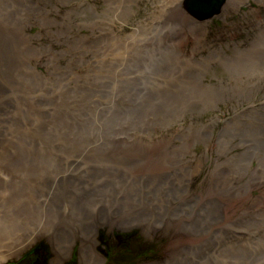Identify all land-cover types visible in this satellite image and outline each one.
<instances>
[{"label": "rangeland", "instance_id": "374dc122", "mask_svg": "<svg viewBox=\"0 0 264 264\" xmlns=\"http://www.w3.org/2000/svg\"><path fill=\"white\" fill-rule=\"evenodd\" d=\"M114 1L117 0H23V4H26L24 11L21 7L19 10L22 13L18 9L14 11V19L20 22L23 30L19 29L17 32L20 37L17 42V53L9 63L3 64L0 70H5V74L15 80L20 91L35 90L33 96L36 99L14 101L15 104L7 113H4V109L0 107V149L14 160L13 177L9 175L8 182L4 183L10 185L0 190V207L3 206L0 210L4 211L0 219L4 223L11 224L13 222L11 213L14 211L11 208L18 206L16 204L18 201L22 203L19 197L10 201L7 198L21 188L26 189L29 186L26 182L28 178L20 176L23 171L20 168L25 169L26 164H31L35 168L40 166L39 161H50L54 166L59 165L61 167L59 172L65 174L64 178L68 179L67 182L72 181L74 186L80 188L75 191L72 186L66 184L67 182L62 185L69 187V196L76 202L70 197L67 200L75 203L77 208L81 206L79 203L83 197L78 200L76 198L87 192H92L89 195L96 196L97 188L86 192L83 188V175L74 178L78 174L75 170H71L76 168L72 165L77 166L72 162L73 159L82 166L83 158L91 159L93 151L101 146H108L102 154L113 160L112 153L122 150L144 153L149 145L145 157L147 159L153 155L150 146L162 148L166 145H186L189 151L185 158L196 172L187 179L188 184L181 195L170 193L176 196L183 195V201L173 200L177 207L171 212L162 210L163 206H171V202H162L154 207L146 204V210H150L152 214L158 212L155 221H152L147 213L148 217L133 219V224L119 225V216L115 217L114 220L117 221L109 226V231L115 230L117 238L113 235L111 239L116 243L111 245L110 250L108 244H105L109 255L101 252L97 247L103 255V260L94 264H177V261H174L176 256L172 257V248L182 247L187 243H195L197 246V212L203 209L198 208L200 206L197 202L209 195L215 196L208 200L209 203L215 204L218 199L221 200L222 220L211 224L221 225L222 232L221 236H217L218 240L210 244L202 243L205 249L210 251L214 245L224 247L227 241L229 248L239 245L240 252L255 261L259 253L264 254V221L256 214L260 212L256 208L257 204L264 212V182L257 185L246 183V180L250 183V180L255 181V178H258L256 171L250 167L249 173L243 176H233V172L227 168L223 174L219 172L222 182L216 181L218 189L214 190L211 169L214 170L215 164L226 166L242 157L241 154L230 157L231 151L239 152V148L228 146L225 153L217 158L215 142L218 135L229 127L233 128V133H242L237 122L251 121L253 116L264 114L262 109L264 83L261 80L257 81L260 74H246L257 70L252 64L255 60H251L245 69L239 65L254 54L259 53L257 56H264V0L237 1L227 7L225 12L222 11V14L208 19L200 33L195 27L191 31L170 29L169 32L167 26H171L169 22L171 19L165 11L167 8L160 7L163 5L162 0H127L126 11L122 14L113 8ZM185 1L183 0L184 10L195 18L186 9ZM6 9L7 7L0 8V18L6 16ZM23 35L29 45L26 50L21 46ZM118 36L120 39L117 38ZM122 39L129 42L124 44L121 42ZM215 52L221 59L232 56L238 64L226 68L213 62L211 58L213 59ZM181 57L187 59V63H182ZM196 63H199L200 67L192 65ZM116 70L121 71L116 72ZM123 71L127 72L130 80H126ZM90 73L93 74L94 79L83 81ZM119 73L123 81L130 82L127 86L128 100L120 103L115 100L117 93L122 90L115 81V74ZM260 88L263 90L259 92ZM203 89V94L207 96L203 102L198 103L196 102L199 96L198 90ZM217 91L220 95L209 94ZM94 93L99 95L107 105L106 110L110 112L103 113L105 110L91 103L90 97H95ZM253 93L257 94L251 96ZM169 95H174V98L168 99ZM107 98L111 100L106 102ZM87 99L90 100L89 103ZM206 104H210V107L205 106ZM13 110L15 111L12 113ZM16 112L20 114L36 112L34 117L40 116L39 123L34 117L28 124L26 121L14 120L13 114ZM124 118L126 121L130 120L127 129L118 127L124 123L122 121ZM36 123L40 126L37 132L34 130ZM198 124L209 125L206 141H193L191 137V132ZM251 126L259 130L264 129V126H259L257 123ZM100 130L104 131L103 140H107L109 144L102 142L99 145ZM116 131L118 135L112 136ZM53 140H65L66 143L58 146L59 142ZM77 142L83 145V153L72 149ZM239 147L242 150L246 148L244 145ZM259 151V154L263 153V150L256 149V152ZM255 158L249 161L253 167ZM59 163L65 165V168ZM148 163L151 164L149 161ZM149 165L140 164L134 167L132 172L142 173ZM0 170L5 172L1 173L0 177L11 173L4 164H0ZM45 172V175H50L52 171ZM40 173L43 174V170ZM127 179L129 177L123 176L113 180L112 185L118 186V190L114 188L117 192L115 194L124 199L132 193L131 198L134 199L135 192L141 187H136L133 191V186ZM23 181L26 187L18 188L17 185L22 184ZM223 182H229L228 190ZM162 184L168 185L166 181ZM129 186L131 191L127 193ZM58 187L60 186L55 185L53 189ZM237 189L241 194L238 201H236ZM49 196L47 195L45 200L39 197L42 199L39 203L53 214L52 216L62 214L63 222L55 230L58 240L68 238L70 228L91 230L93 220L83 221V217L80 221L75 220L76 217L64 208L65 200L61 206L53 207L49 204L50 200H47ZM189 198L197 199L195 201L197 206L189 208L187 202ZM29 202L35 203V201ZM130 206L134 207V203ZM62 207L65 211L60 212L56 209ZM203 210L207 211V209ZM30 214H34V218L39 216L36 213L23 211L17 221L24 222ZM39 218L43 217L39 216ZM47 221L49 220H45V223ZM183 221L187 224L181 227L180 223ZM258 222L263 226L258 228L256 226ZM249 225H253L254 228ZM101 228L104 229L98 226V232ZM205 228L207 225L203 222L202 230ZM104 230L107 231V226ZM233 230L239 235L235 240L229 236V232ZM128 231H136L135 237L132 236L124 242L122 234L129 233ZM201 234L203 235V232ZM32 243L27 249L34 245L31 248L33 249L37 245L38 252L34 251V253L41 255L42 260L34 262L36 255L31 258L24 256L21 264H51L55 259L58 264L60 256H57L53 250L45 231ZM124 243L129 247L130 252L125 258H123L126 250ZM78 244L73 245L67 264L70 261L72 264L79 262ZM169 244L173 247L170 248ZM231 249L238 253V248ZM43 250L47 252L41 253L40 251ZM115 250L118 251L117 254ZM190 254L197 257L200 254L199 249ZM222 259L218 257L217 261ZM259 261L263 264L262 257ZM65 262L66 258L60 264Z\"/></svg>", "mask_w": 264, "mask_h": 264}, {"label": "bare ground", "instance_id": "6f19581e", "mask_svg": "<svg viewBox=\"0 0 264 264\" xmlns=\"http://www.w3.org/2000/svg\"><path fill=\"white\" fill-rule=\"evenodd\" d=\"M190 0L185 1L186 9L187 8L186 2L189 3ZM203 0H194V3L200 2ZM237 1L241 0H221V4L219 6L218 12L215 13L212 12V14H199L195 16L198 20L196 21L195 18L191 17L188 12H186L183 6V0H162L161 3L163 5H160L161 8H167V13L170 15L169 22L171 26H167L170 29H189L190 31L195 27L197 29L196 31L198 33L202 32L204 29L203 27L206 26L205 22H208V19L217 17L222 11L225 12L227 7L232 6ZM127 0H117L112 2L114 4L113 8L118 10V13H124L126 11L125 5ZM26 4H23V0H0V8L1 7H7V13L4 18H0V67L5 64L9 63V60L15 56L17 53V42L20 39L18 37L17 32L18 30H23L20 26V22L14 19V11L19 8H22V11H24ZM223 7V8H222ZM20 11V10H19ZM22 11H20L22 13ZM222 12V13H223ZM221 13V14H222ZM201 16V17H200ZM208 30V29H207ZM171 37V35H168ZM120 39V37H117ZM141 41V39H139ZM122 43H128L129 41L126 39L121 40ZM172 42V41H170ZM21 46L26 50L29 48V45L27 43L25 35H23V42ZM223 51L222 49H219ZM179 51V50H177ZM259 53L254 54L249 59L245 60L241 65L244 69L246 68V65H249L251 63V60H255L252 64L257 68L254 72H248L246 74H260V77L257 78V81H263L264 83V56H257ZM257 56V57H256ZM182 63H187V59L181 57L180 58ZM213 62H216L217 64L224 65L226 68L232 67L236 64H238V61L235 60L232 56H228L225 59H221L218 54L215 52L213 59L211 58ZM193 66L200 67L199 63L192 64ZM215 68V67H214ZM121 70H116V72H119ZM123 75L126 77V80H130V78L127 77V72L123 71ZM94 76L92 73H90L87 78L83 79V81L87 80H93ZM115 81L122 87V90L117 93V97L115 100H117L118 103L121 101L128 100V90L127 86L130 84L128 81L122 80L121 73L115 74ZM255 83V81H252ZM198 85V84H196ZM261 87V84H260ZM261 89V90H260ZM259 92L263 89L260 88ZM208 90H212V88H208ZM35 90H31L29 92L26 91H20V88L17 86V83L15 80H13L10 76L5 74V70H0V107L4 109V113H7L8 109L13 106L14 101L21 100V99H27V100H35L36 98L33 96V92ZM199 96L196 100V102L201 103L204 101L207 94L204 93L203 90H198ZM219 91L216 93H209L210 95L214 96L218 94ZM95 97H90L91 103L94 105H97V108H100L104 112H110L106 110L107 105L103 102V100L99 97L98 94L94 93ZM257 93H253L251 96L256 95ZM220 95V93H219ZM249 95V93L247 94ZM115 97V96H114ZM10 98V99H8ZM174 98V95H169L168 99ZM110 98H107L106 102L110 101ZM87 102L89 103L90 100L87 99ZM205 106L210 107V104H206ZM14 109V108H13ZM16 109V107H15ZM264 109V108H262ZM18 110V109H16ZM15 110L12 111V113ZM19 111V110H18ZM16 112L15 116H13L14 120H22L28 122H31L35 113H25V112ZM264 113V111H263ZM111 114V113H109ZM107 114V115H109ZM37 118V120H36ZM36 118L34 117V120L39 123L40 116L37 115ZM124 123L121 124L118 127H121V129H127L128 123L130 120L126 121V118L122 120ZM126 121V122H125ZM36 123V126L34 128L35 132L39 131L40 126ZM257 123L259 126H264V114H261L259 116H253L251 118V121H244L240 120L237 122V124H240V130L242 133H233V128L229 127L222 133L218 135L216 138V155L217 158H220V154H224L228 146H236L239 148V152H233L231 151L230 157L233 155L241 154L242 157L239 158L236 162H230L228 165H220L215 164L213 169H211V176L214 178L212 184L214 185V190L218 189V183L216 181H221V172L223 174V171H226L227 168L233 172V176L239 175L243 176L245 173L248 174V170H254L256 171V175H258V178H255V181L250 180V183H246L249 185H257L264 182V129H258V128H251V124ZM126 124V126H124ZM231 123H229L230 125ZM117 127V128H118ZM209 125L207 124H198L197 128L191 132V137L193 141L195 140H204L206 141L208 130L207 128ZM110 133V131H108ZM118 135V131L112 133V136ZM104 131L98 132V139H99V145L103 142L104 144L109 142L107 140H103ZM234 139V140H233ZM59 145H62L66 143V141H58ZM191 141V142H193ZM238 141V144H237ZM234 142V143H233ZM252 142V143H251ZM167 143V142H166ZM164 143V144H166ZM244 145L246 148L241 149L239 146ZM108 146H101L96 151H93L91 155V159L83 158V165L81 166L80 162H78L76 159H73V163L77 164V166L72 165L76 168L71 169L75 170L78 175L74 178H78L79 176L83 175V188L87 192L90 189L97 188L95 191V195H89L92 194V192H87L84 195L76 198V200L83 197V200L81 199L79 207L76 208V204L72 201H75L69 196V190L68 188L71 187L73 190L78 191L80 190L79 187L74 186V182L68 181V179H65L64 173H60L61 167L59 165L54 166L53 162L50 161H42L38 162L40 166L34 167L31 164H26L25 169L20 168L22 173L20 174L21 177L28 178L26 182H28L29 186L25 188H21L23 186L26 187L25 182L23 181L22 184H18L17 187L21 188V190L16 191V193L7 200H13L16 197H19L25 205H23L21 202H17L16 204L18 206H14L11 208V210H14L11 215L13 214V222L11 224L4 223L0 219V264H10L12 260H20L23 256L25 257H32L33 255H36V259L34 262H39L42 260V256L34 253V252H25L26 249L30 246L33 242V240L41 235L43 231H45L46 234H48V239L50 240V243L52 245L53 250H55L57 256H60L58 264L61 263V261L66 258L65 264H67V261L69 259V256H71V252L73 250V245L76 243H79L78 245V251L77 255L79 257V262L77 261V264H94L97 261L103 260V255L97 250L98 249L103 252L105 250V246L103 241H106V244H114L115 242L111 239L113 235L115 234L114 231H109V226H112V223L115 224L114 218L118 217V224L119 225H130L134 223L135 218H145L148 217V214L151 216L152 221H155L158 217V212L155 211L153 214L150 212V210H146V204H148L151 207H154L156 204H161L162 202L168 203L171 202V206H163V211H174L175 207H177V204L173 200H181L183 201V195L182 196H176L181 195L185 190V187L188 184V180L190 178V175L194 172H196V169L190 165V162L185 158L188 156L187 151H189L187 148L188 146L179 145V146H170L166 145L162 148H156L150 146V149L153 153L150 158H145L149 151V145L146 147L145 152H137L133 153L131 151L122 150L118 151L117 153H112L113 160L109 156H106L105 154H102V151L107 148ZM6 148V147H5ZM71 148V147H69ZM68 148V149H69ZM67 149V150H68ZM72 149L78 153H83V145L79 142L75 143L72 146ZM257 150H263V153L259 154V152H256ZM63 152H66L63 150ZM147 153V154H146ZM258 155L256 158L255 156ZM261 155V156H260ZM255 158V165L254 167L250 164V160L252 158ZM145 158V159H144ZM149 162L151 164L149 165ZM17 166L18 165V160ZM23 161H21L22 164ZM111 164H110V163ZM0 164L6 165L11 173L7 174L6 176L0 177V190L10 184H4L8 182L9 175L13 177V166H14V160L4 154L0 149ZM63 168H65V165L59 163ZM105 164V165H104ZM140 164H143L146 166L149 165L148 169L144 172L140 173H134L132 172V169L136 166H139ZM133 165V166H131ZM178 166V167H177ZM249 167L251 169H249ZM43 170V174L40 173V171ZM45 171H52L50 175H45ZM35 172V173H34ZM80 172H83L80 174ZM5 173L3 170H0V174ZM37 173V174H36ZM252 175L254 173L251 172ZM17 176V177H20ZM123 176L129 177L127 181L133 186V191L136 187H141V189H138L135 193L134 199L131 198L130 193V186L126 190L127 193H130L127 197H124L122 199L119 195H116L117 193L115 189L118 190V186L115 184L112 185V182L114 179L122 178ZM232 176V177H233ZM73 178V177H71ZM111 181V184L109 182ZM167 182L168 185H163V182ZM65 182L66 184H69V187L62 186ZM224 185H226V189L229 188V182H223ZM55 185H59L60 187L53 189ZM169 186V187H168ZM223 186V185H222ZM111 188V192H110ZM115 188V189H114ZM71 189V193L73 190ZM132 191V192H133ZM1 192V191H0ZM107 192L108 195L106 194ZM214 192V191H213ZM54 193H57L56 195ZM121 193V192H119ZM176 194V195H171ZM4 194V193H2ZM103 194V195H101ZM47 195H50L47 200H50L49 204L53 207L61 206V203L63 200L64 202V208L68 209L76 218L80 221L81 217H83V221H89L91 223V230H83L81 229H74L72 230L70 228V233L68 235V238H64L62 240H58V236L55 235L56 227L59 226L63 220L61 219L62 214H59L57 216H52L53 214L49 213L39 201L45 200L47 198ZM106 195V197H105ZM72 196V195H71ZM39 197H42L40 199ZM71 198L72 201H68V198ZM214 195H209L207 197H203L199 202H197V205L200 207L207 209V211L200 209L197 212V232H196V239L198 244L195 246V243H187L184 244L182 247L178 248H172L173 245H170V248H172V257L176 256L174 258V261H177V264H250L251 262L260 264V258L262 257V262L264 264V254L259 253V256L253 261L250 256L245 255L243 252H240L239 245L232 246L231 248L237 249L238 253L234 252L231 248H229V244L226 241V245L223 247L221 246H213V249L210 251H207L203 244H210L214 242L215 240H218L217 236H221L220 233L222 232L221 225H213L211 223H218L220 222L222 213L221 208V200L218 199L217 203H209V199L214 198ZM241 197L240 191L237 189L236 192V198L238 201ZM137 198V199H136ZM37 199V201H36ZM39 199V200H38ZM189 208H193L196 203L195 201L197 199L195 198H189ZM29 201H35L29 202ZM76 202V201H75ZM11 203V202H10ZM134 203V207H131L130 204ZM196 205V206H197ZM3 208L0 207V209ZM64 208H56L60 212L64 210ZM256 208L260 210V212L256 213L263 221H264V212H262L261 207L259 204L256 205ZM23 211H26L28 213H36L39 214V216H42L43 218L40 219L39 216L34 218V214H30L24 222L17 221L18 216L20 213H23ZM65 211V210H64ZM148 213V214H147ZM4 211L0 210V215H3ZM218 217V218H217ZM16 218V219H14ZM49 220L45 223V220ZM205 222V225H207V228L202 230V224ZM187 224V222L183 221L180 223V226H184ZM77 226V224H75ZM98 226L105 227L107 226V231L102 229L98 232ZM250 227H253V225H249ZM256 226L262 227V223H256ZM98 232V233H97ZM130 232V231H128ZM203 232V235L201 234ZM229 236L231 239H236L239 237V235L236 234V232L233 230L232 232H229ZM201 241H200V239ZM225 239L226 236H225ZM246 240V239H245ZM235 242V241H234ZM98 243L99 246H98ZM203 243V244H202ZM33 244V243H32ZM31 244V245H32ZM237 244V242H235ZM29 245V246H28ZM72 246V247H71ZM33 247V246H32ZM31 247V248H32ZM30 248V249H31ZM67 248V250H66ZM199 249V253L197 257L191 256V252L194 250ZM41 253H46L47 250L40 251ZM62 255V256H61ZM191 256V257H190ZM56 257V256H55ZM218 257H222V261H217ZM53 258V257H52ZM70 261V260H69ZM33 262V263H34ZM69 263V262H68ZM51 264H57L56 259L55 261L52 260ZM69 264H72L70 261Z\"/></svg>", "mask_w": 264, "mask_h": 264}, {"label": "water", "instance_id": "95a60500", "mask_svg": "<svg viewBox=\"0 0 264 264\" xmlns=\"http://www.w3.org/2000/svg\"><path fill=\"white\" fill-rule=\"evenodd\" d=\"M221 0H203L194 3V0H190L189 3L186 2L189 11L197 16L199 14L205 13L207 15L212 14L215 11L218 12ZM201 17V16H200Z\"/></svg>", "mask_w": 264, "mask_h": 264}, {"label": "trees", "instance_id": "16d2710c", "mask_svg": "<svg viewBox=\"0 0 264 264\" xmlns=\"http://www.w3.org/2000/svg\"><path fill=\"white\" fill-rule=\"evenodd\" d=\"M135 234H136V231H131V232H129V233L122 234L123 241L126 242L129 238H132V236L135 237ZM118 236H119V235H118ZM114 238H117V237L115 236V234H114ZM106 241H107V240H106ZM106 241H103V243H102V244H104V246H105V244H106ZM115 241H116V240H115ZM142 241L145 242V240H142ZM128 242H129V241H128ZM115 243H116V242H115ZM124 245H125V243H124ZM108 246H109V244H108ZM125 246H126V245H125ZM146 247H148L147 244H146ZM128 249H129V247L126 246V250L124 251V257H123V258L127 257V255L130 253V252L128 251ZM137 251H140V250H137ZM103 252L105 253L106 250H104ZM115 253L117 254L118 251L115 250ZM107 254H109V253L107 252Z\"/></svg>", "mask_w": 264, "mask_h": 264}, {"label": "flooded vegetation", "instance_id": "af4514ba", "mask_svg": "<svg viewBox=\"0 0 264 264\" xmlns=\"http://www.w3.org/2000/svg\"><path fill=\"white\" fill-rule=\"evenodd\" d=\"M34 246V245H33ZM38 247V246H37ZM36 247V248H37ZM29 251V249H27ZM27 250L25 252H27ZM30 252H33V249L30 251ZM25 255L23 254L22 257H24ZM22 259V258H21ZM21 259L20 260H12V262H10V264H21Z\"/></svg>", "mask_w": 264, "mask_h": 264}]
</instances>
